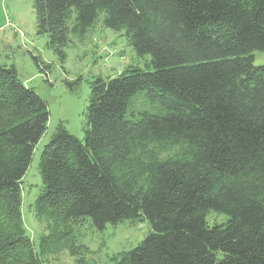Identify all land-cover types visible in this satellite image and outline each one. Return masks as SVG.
<instances>
[{
    "label": "trees",
    "instance_id": "1",
    "mask_svg": "<svg viewBox=\"0 0 264 264\" xmlns=\"http://www.w3.org/2000/svg\"><path fill=\"white\" fill-rule=\"evenodd\" d=\"M35 11L61 57L102 15L152 58V70L92 85L83 141L58 127L38 216L98 231L146 219L152 232L117 264H264V0H36ZM48 121L47 103L0 65V264H44L21 184ZM209 212L228 220L209 227Z\"/></svg>",
    "mask_w": 264,
    "mask_h": 264
},
{
    "label": "rangeland",
    "instance_id": "2",
    "mask_svg": "<svg viewBox=\"0 0 264 264\" xmlns=\"http://www.w3.org/2000/svg\"><path fill=\"white\" fill-rule=\"evenodd\" d=\"M35 2L0 0V65L16 68L18 78L47 103L49 111L47 131L35 148L21 184L24 228L36 251L42 242L46 244L44 264H117L152 232L149 222L125 220L98 231L90 219L65 222L38 216L35 204L44 189L41 156L60 125L84 140L87 108L92 85L97 80L117 78L128 69L152 70V58L139 57L127 32L107 28L102 15L85 37L70 36L61 57L52 48L49 35L38 33ZM263 64L264 53H257L255 65ZM146 101L147 96L139 93L129 112ZM173 155L174 152H162L160 158H173ZM227 220L226 215L217 212L206 216L209 227Z\"/></svg>",
    "mask_w": 264,
    "mask_h": 264
}]
</instances>
